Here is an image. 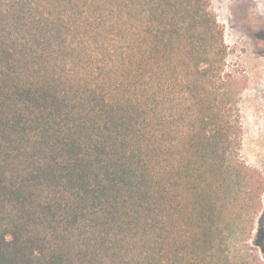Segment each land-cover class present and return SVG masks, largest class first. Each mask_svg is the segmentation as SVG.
<instances>
[{
  "label": "trees",
  "instance_id": "1",
  "mask_svg": "<svg viewBox=\"0 0 264 264\" xmlns=\"http://www.w3.org/2000/svg\"><path fill=\"white\" fill-rule=\"evenodd\" d=\"M225 31L210 0H0V264H252Z\"/></svg>",
  "mask_w": 264,
  "mask_h": 264
},
{
  "label": "rangeland",
  "instance_id": "2",
  "mask_svg": "<svg viewBox=\"0 0 264 264\" xmlns=\"http://www.w3.org/2000/svg\"><path fill=\"white\" fill-rule=\"evenodd\" d=\"M210 1L226 28V43L230 47L228 69L240 82V157L254 171L253 194L261 179L264 184V0ZM257 202L252 195V237L247 242L252 249V264L259 260L264 264V254L255 245L264 225V195L259 207Z\"/></svg>",
  "mask_w": 264,
  "mask_h": 264
}]
</instances>
